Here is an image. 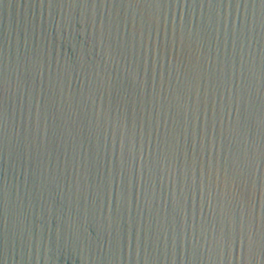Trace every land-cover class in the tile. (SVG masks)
<instances>
[{"label":"water","instance_id":"95a60500","mask_svg":"<svg viewBox=\"0 0 264 264\" xmlns=\"http://www.w3.org/2000/svg\"><path fill=\"white\" fill-rule=\"evenodd\" d=\"M0 264H264V0H0Z\"/></svg>","mask_w":264,"mask_h":264}]
</instances>
